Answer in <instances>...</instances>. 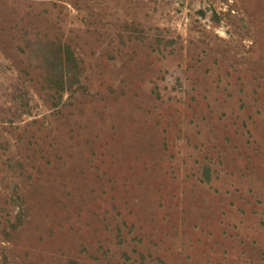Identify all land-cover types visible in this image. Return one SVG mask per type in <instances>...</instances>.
<instances>
[{"label": "rangeland", "instance_id": "1", "mask_svg": "<svg viewBox=\"0 0 264 264\" xmlns=\"http://www.w3.org/2000/svg\"><path fill=\"white\" fill-rule=\"evenodd\" d=\"M0 264H264V0H0Z\"/></svg>", "mask_w": 264, "mask_h": 264}]
</instances>
